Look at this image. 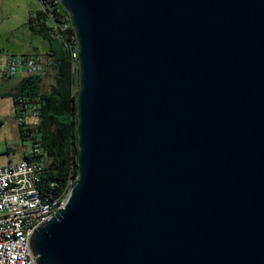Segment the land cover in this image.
<instances>
[{
  "label": "water",
  "instance_id": "1",
  "mask_svg": "<svg viewBox=\"0 0 264 264\" xmlns=\"http://www.w3.org/2000/svg\"><path fill=\"white\" fill-rule=\"evenodd\" d=\"M58 1L77 177L38 264H264V0Z\"/></svg>",
  "mask_w": 264,
  "mask_h": 264
},
{
  "label": "trees",
  "instance_id": "2",
  "mask_svg": "<svg viewBox=\"0 0 264 264\" xmlns=\"http://www.w3.org/2000/svg\"><path fill=\"white\" fill-rule=\"evenodd\" d=\"M39 8L34 10V16L27 17V25L32 33L48 42V52L55 59L52 64L53 82L46 91L41 90L43 76L29 75L20 77L13 97L16 119H20L21 112L16 107L20 100L38 116V122L31 129L32 139L36 138L44 158L46 167L39 176L38 189L41 195L48 200H56L60 204L77 177V166L73 160L77 156L76 145V93L78 90L76 63L67 53L64 42L68 38H59V31H54L51 25H56L59 16L65 10L55 0H38ZM52 20V21H51ZM51 21V22H50ZM68 34H73L71 28ZM64 34V32L60 31ZM58 34V35H57ZM49 73L47 72L46 75ZM5 93V92H4ZM7 94V93H5ZM23 122L18 123V130L22 139H26L27 132ZM24 158H27L25 156ZM35 158L34 156L27 159Z\"/></svg>",
  "mask_w": 264,
  "mask_h": 264
},
{
  "label": "built area",
  "instance_id": "3",
  "mask_svg": "<svg viewBox=\"0 0 264 264\" xmlns=\"http://www.w3.org/2000/svg\"><path fill=\"white\" fill-rule=\"evenodd\" d=\"M55 2L59 3L58 0ZM30 16H34V12H31ZM59 21L61 22L51 25V28L59 31L60 39L68 38V41L64 42L66 43L64 47L69 58L76 63L74 69L76 70L77 42L74 31L73 34L67 33L68 28L72 29L68 13L63 12L59 16ZM54 59L55 56L50 52L40 51L22 53L19 56H0V73L4 78H14L17 72L20 77L43 76L49 69L51 70ZM25 101L26 99L20 100L17 104L21 112V117L17 121L23 122L25 130L30 129V132L26 131L28 134L26 139L32 141L27 158L32 156L35 158L0 165V264H38L37 255L30 250V236L61 208L65 201L64 198L57 205L56 200L44 198L38 189L39 176L46 164L44 158L39 157L42 151L36 138L32 139L35 133L31 129L38 122V116Z\"/></svg>",
  "mask_w": 264,
  "mask_h": 264
},
{
  "label": "rangeland",
  "instance_id": "4",
  "mask_svg": "<svg viewBox=\"0 0 264 264\" xmlns=\"http://www.w3.org/2000/svg\"><path fill=\"white\" fill-rule=\"evenodd\" d=\"M38 0H0V56H19L22 53L47 49L48 42L31 32L27 17L38 9ZM43 75L41 90L49 89L53 82L52 70ZM20 74L4 78L0 73V165L22 160L29 155L32 141L22 139L15 117L12 95ZM7 94H5V93Z\"/></svg>",
  "mask_w": 264,
  "mask_h": 264
},
{
  "label": "flooded vegetation",
  "instance_id": "5",
  "mask_svg": "<svg viewBox=\"0 0 264 264\" xmlns=\"http://www.w3.org/2000/svg\"><path fill=\"white\" fill-rule=\"evenodd\" d=\"M40 52H48V49H45V50H40ZM17 106H15V108H16ZM14 111H15V109H14Z\"/></svg>",
  "mask_w": 264,
  "mask_h": 264
},
{
  "label": "crops",
  "instance_id": "6",
  "mask_svg": "<svg viewBox=\"0 0 264 264\" xmlns=\"http://www.w3.org/2000/svg\"><path fill=\"white\" fill-rule=\"evenodd\" d=\"M17 86V85H16ZM24 159V158H23Z\"/></svg>",
  "mask_w": 264,
  "mask_h": 264
}]
</instances>
